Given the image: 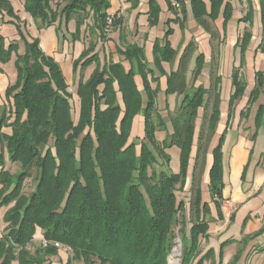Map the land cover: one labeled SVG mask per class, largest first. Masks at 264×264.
<instances>
[{
  "label": "trees",
  "instance_id": "16d2710c",
  "mask_svg": "<svg viewBox=\"0 0 264 264\" xmlns=\"http://www.w3.org/2000/svg\"><path fill=\"white\" fill-rule=\"evenodd\" d=\"M52 1L24 0V10L38 20V29L51 24L58 14L66 20L77 16L74 38L88 18L100 36L119 23L107 13L108 0H62L58 12L52 10ZM197 5L193 6L196 16L202 13ZM0 9L17 18L9 1L0 0ZM16 28L24 51L16 54V82L5 89L6 102L0 103V206H8L0 237V264L12 260L42 264L45 252L56 248L49 246L44 252L28 249L36 228L41 229L44 239L70 248L65 264H167L177 225L183 246L181 264H192L198 235L207 229L199 213L200 191L198 186L193 189L195 221L189 235L185 233L183 203L178 201L176 191L184 189L188 176L194 121L204 105V89L185 94L172 116L173 133L158 142L154 133L164 128V122L154 112L156 92L145 81L144 101L133 80L136 72L145 76L143 55L140 48L129 45L121 51L131 63L129 71L120 63L100 66L95 54L82 62L85 67L92 62L96 66L78 86L79 112L74 120L59 64L41 50L37 38L25 37L19 23ZM93 47L89 42L80 59ZM17 50L16 42L4 47L0 38V62L8 61ZM173 54L166 41L163 46L156 44L154 64L159 66ZM80 59L73 62L74 67ZM257 76L260 84L264 76ZM178 77L168 78L169 91L175 88ZM240 93L242 85L237 82L234 96ZM140 113L144 117V137L128 143L132 118ZM215 119L214 110L212 125ZM6 128L11 132H5ZM171 145L180 148L177 173L170 170V157L164 151ZM213 154L209 189L219 200V145ZM5 160L19 163L21 172L9 175L3 169ZM32 165L37 168V182L26 196L21 193L22 183ZM202 211L205 213L206 208Z\"/></svg>",
  "mask_w": 264,
  "mask_h": 264
},
{
  "label": "crops",
  "instance_id": "0c3cea01",
  "mask_svg": "<svg viewBox=\"0 0 264 264\" xmlns=\"http://www.w3.org/2000/svg\"><path fill=\"white\" fill-rule=\"evenodd\" d=\"M7 1L17 18L0 9V38L4 47L16 42L18 50L12 55L15 58L23 53L18 23L27 39L37 38L41 50L60 66L70 99L77 106L76 119L78 86L96 66L92 62L85 67L82 62L95 54L100 66L120 63L129 71L131 63L121 53L129 45L140 48L143 55L145 76L136 72L133 80L144 101L145 81L156 92L154 112L164 122V128L154 133L158 142L173 133L172 116L185 94L204 89V105L194 121L188 176L180 191L186 198L179 200L185 213V233L189 235L195 221L193 189L198 186L200 218L205 219L207 229L198 235L192 264H264V80L259 84L257 76H264V0H108L107 13L119 23L100 36L88 18L77 38L76 15L66 20L58 14L51 24L38 29V20L24 10V0ZM196 2L202 11L198 16L193 8ZM62 4V0H53L51 8L58 12ZM165 41L174 54L157 66L154 48L156 44L163 46ZM89 42L94 44L92 51L80 59ZM77 59L80 60L74 67ZM175 74L179 77L175 88L169 91L168 78ZM237 82L242 85V93L234 96ZM3 89L2 82L0 103ZM254 90L255 99L251 100ZM117 98L123 108L120 92ZM214 110L216 119L212 125ZM144 128L142 114L134 115L128 143L142 139ZM218 145L221 198L216 200L209 184L213 152ZM139 150L137 145V153ZM164 151L170 157V170L177 173L180 148L171 145ZM3 232L0 222V237ZM41 237V229L36 228L28 249L41 252ZM67 258L66 251L55 249L45 252L42 264H65ZM10 264L19 263L12 260Z\"/></svg>",
  "mask_w": 264,
  "mask_h": 264
},
{
  "label": "rangeland",
  "instance_id": "374dc122",
  "mask_svg": "<svg viewBox=\"0 0 264 264\" xmlns=\"http://www.w3.org/2000/svg\"><path fill=\"white\" fill-rule=\"evenodd\" d=\"M14 61H15V58L11 54V56H10V58H9L8 61H5L3 63L0 62V78H4V81L1 80V82H0L1 83L0 84V89H1L2 82H3L4 89H3L2 92H4V93H5V89L6 88L14 85L15 82H16L17 74H16V69H15ZM0 92H1V90H0ZM0 96H1V94H0ZM2 97L5 98V96H3V95H2ZM4 98L1 99V102L2 103H5L6 102V100ZM70 103L72 105L73 119L76 120L75 113L77 111V106L73 102L72 99H70ZM4 131L7 132V133H10L11 132V130L9 128L4 129ZM3 169L9 175H16L17 173L21 172V165L19 163H17V162L11 163L8 160H5V164L3 166ZM37 175H38V172H37V168L35 167V165L30 166L29 169H28L27 177L24 179V181L22 183L21 193L23 195H26L27 196V195H29L34 190L35 185H36V182H37ZM181 193L182 192H180V191H176V196H177L178 201L179 200H183L184 198H186L185 195H182ZM7 208H8V206H0V222L2 223V228H5V224L6 223L3 221V216H4V212H5V210H7ZM179 229H180V225H177L174 228V233L176 234V237H177V235L179 236ZM33 238H34V235H33ZM42 238L43 237H41L40 240ZM40 240H39V243H40ZM29 244H28V246H29ZM38 249L41 252L45 250V249H42L40 247V244H39V248ZM34 250H36V248ZM67 254H68V256H70V254H71L70 251H68ZM73 264H82V263H80V262H73Z\"/></svg>",
  "mask_w": 264,
  "mask_h": 264
},
{
  "label": "built area",
  "instance_id": "2783aa9c",
  "mask_svg": "<svg viewBox=\"0 0 264 264\" xmlns=\"http://www.w3.org/2000/svg\"><path fill=\"white\" fill-rule=\"evenodd\" d=\"M177 6V4H175ZM111 21V16L108 18V22ZM40 247L42 249H46L49 246H53L56 249H62L68 253L70 251V248L68 246H64L58 242L55 241H49L44 238L40 240ZM182 241L181 238L177 235V237L174 239V244L170 248L167 254V264H181L182 259ZM49 263V262H48ZM47 264V263H46Z\"/></svg>",
  "mask_w": 264,
  "mask_h": 264
}]
</instances>
